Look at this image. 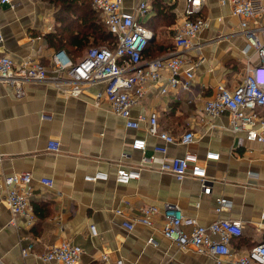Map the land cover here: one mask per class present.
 <instances>
[{"label": "crops", "instance_id": "1", "mask_svg": "<svg viewBox=\"0 0 264 264\" xmlns=\"http://www.w3.org/2000/svg\"><path fill=\"white\" fill-rule=\"evenodd\" d=\"M70 1L69 11L63 9L60 0H14L0 4V52L16 63L30 58L47 65L50 55L57 50L50 38L88 33L96 19L101 21L91 0ZM140 1L122 0V7L131 11ZM146 2L149 9L143 24L155 26L156 30H151L153 40L166 47L174 44L187 0ZM159 7L174 14V23H156ZM196 17L209 23L198 34L202 61L194 68L197 99L188 100L185 94L178 99L173 92L161 95L158 86L151 87L132 108L130 116L136 120L138 116L155 113L159 129L176 137L191 130L195 141L188 146L167 145V155L196 154L210 181L209 194L203 193L197 179L188 175L177 180L156 165L144 167L137 180L116 183L118 168L138 167L143 156L153 155L154 147L164 142L147 133V122H140L137 130L128 129L125 120L107 106L95 107L94 96L102 86L86 88L79 97H64L49 85L28 83L24 95L16 98L11 89L0 84L3 264H47L35 254H42L47 246L64 240L82 247L80 264H108L100 260L104 253L108 254L109 263L119 260L122 264H215L209 255L192 249L179 250L162 234L161 216L155 217L151 227L138 224L132 231L121 227L122 221L136 215L141 206L160 208L166 203L177 205L202 226L216 220L242 223V235L230 243L234 256L225 257L223 264H233L231 259L244 255L263 240L264 228L258 225L264 214V145L247 141L243 132H232L227 115L213 121L203 111V103L213 97L217 86L233 88L240 82L244 63L241 50L246 40L239 34V19L232 15L229 5L201 0L200 12L191 19ZM172 51L174 47L159 57ZM189 55L193 61L197 59L195 53ZM212 123L216 127L208 129ZM135 139L145 140L144 151L133 148ZM49 141L60 143L58 152L47 150ZM208 152L217 153L218 159L206 160ZM23 172L32 175V207L37 206L39 213L49 215H35L31 224L25 217L16 216L14 227L10 225L12 215L4 203L1 181ZM95 173H104L108 178L85 180ZM43 177L52 179L51 189L39 183ZM220 198L227 203L217 211ZM117 209L122 210L121 216L114 213ZM91 226L95 227V235L90 232ZM28 245H32V253L23 257L21 248Z\"/></svg>", "mask_w": 264, "mask_h": 264}, {"label": "built area", "instance_id": "2", "mask_svg": "<svg viewBox=\"0 0 264 264\" xmlns=\"http://www.w3.org/2000/svg\"><path fill=\"white\" fill-rule=\"evenodd\" d=\"M13 1L0 0V4ZM218 2L229 5L232 15L239 19V34L246 40L241 50L243 73L240 82L233 88L217 86L213 97L203 103V111L213 121L227 115L232 132H243L247 141L264 145V3L263 0ZM92 7L116 38L113 49L91 47L77 61H73L64 50H56L50 55L47 65L30 58L16 63L0 52V84L11 89L16 98L24 95V86L28 83L49 85L64 97H79L86 88L102 86L94 96L95 107L107 106L113 114L125 120L128 129L137 130L140 122H147V133L164 142V145L154 147L153 155L143 156L138 167L118 168L116 183L128 184L137 180L144 167L156 165L160 171L171 173L177 180L188 175L197 179L203 193L209 194L210 181L196 154L167 155V145L188 146L195 141L191 130L176 137L159 129L155 113L149 117L138 116L136 120L130 116L132 108L141 102L151 87L158 86L161 95L173 92L178 99L182 94L188 100L197 99L194 96V68L202 61V43L198 41V34L209 23L206 19L191 17L200 12L201 0H187L181 24L176 27L173 38L175 51L146 61L141 60V55L153 39V32L143 24L149 9L146 0L140 1L131 11L123 9L122 0H92ZM2 42L0 31V45ZM190 53L196 54L195 61ZM215 127L216 124L212 123L208 129ZM132 146L144 151L146 143L143 139H135ZM59 148L58 141L47 143L48 151L55 153ZM218 157L212 152L205 155L206 160H217ZM107 178L104 173H95L86 176L85 180L96 182ZM1 182L4 203L12 215L10 225L17 227L16 216L25 217L30 224L34 222L32 175L28 172L15 173L4 177ZM39 183L48 190L53 187L52 179L47 177L40 178ZM226 203L225 199H217L216 210L220 211ZM114 213L121 216L122 210L117 209ZM157 216L162 217V234L179 250L192 249L198 254L209 255L215 264H223L225 257L234 256L230 248L231 240L242 235L240 221L216 220L202 226L195 218L185 215L177 205L168 203L160 208L141 206L136 215L122 221L121 227L126 231H132L138 224L151 227ZM261 222L258 227L264 228V214ZM90 232L95 235V227L91 226ZM32 249V245L21 248L22 256L31 254ZM82 254L81 246L64 240L47 246L42 254L35 256L47 264H80ZM100 260L108 264H122L119 260L109 263V256L105 253ZM231 261L233 264H264V238L244 255ZM0 264H3L1 260Z\"/></svg>", "mask_w": 264, "mask_h": 264}, {"label": "trees", "instance_id": "3", "mask_svg": "<svg viewBox=\"0 0 264 264\" xmlns=\"http://www.w3.org/2000/svg\"><path fill=\"white\" fill-rule=\"evenodd\" d=\"M60 2L63 9L67 11L71 10L72 7L70 5V0H60ZM90 2L92 6V0ZM163 10V7L158 8L159 17L155 19L156 23L157 21H162L166 25L174 23V14L169 12L168 8L165 10V12ZM100 23L99 19H96V22L91 24V31L88 33H81L77 35L69 34L68 38H64L62 35L59 37L54 36L50 38L49 41L55 48H57V50H64L73 61H77L82 58L86 51L91 47H107L109 49H113L115 47L116 38L110 33L108 27L103 22L100 21ZM144 26L150 30H156L155 26L149 23H144ZM173 45V43H170L167 45V47L162 46L161 44L157 43L156 40L152 39V41L147 44L145 50L143 51L141 60L146 61L157 58L163 53H167L168 51L172 50L174 47ZM69 47L70 49H68ZM33 210L34 214L38 216V218H45L49 215L48 213H39L37 206L34 207Z\"/></svg>", "mask_w": 264, "mask_h": 264}, {"label": "clouds", "instance_id": "4", "mask_svg": "<svg viewBox=\"0 0 264 264\" xmlns=\"http://www.w3.org/2000/svg\"><path fill=\"white\" fill-rule=\"evenodd\" d=\"M256 81H258V78L256 77ZM264 86V83L262 84Z\"/></svg>", "mask_w": 264, "mask_h": 264}]
</instances>
